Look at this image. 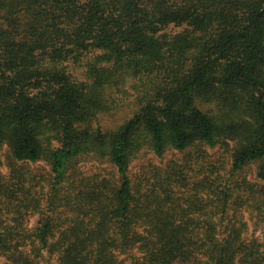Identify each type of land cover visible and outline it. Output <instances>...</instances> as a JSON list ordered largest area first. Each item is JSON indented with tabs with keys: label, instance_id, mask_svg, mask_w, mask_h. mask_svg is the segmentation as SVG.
Wrapping results in <instances>:
<instances>
[{
	"label": "trees",
	"instance_id": "1",
	"mask_svg": "<svg viewBox=\"0 0 264 264\" xmlns=\"http://www.w3.org/2000/svg\"><path fill=\"white\" fill-rule=\"evenodd\" d=\"M126 79L139 108L105 128ZM229 143L232 170L256 163L264 181V0H0V151L50 170L46 207L22 203L40 215L34 230L1 228L0 216L4 264H40L43 250L59 264H264L263 244L243 242L241 228L218 240L177 226L172 190L136 187L130 174L144 149ZM90 161L116 180L76 184ZM185 180L174 168L163 184ZM17 187L0 195L30 193Z\"/></svg>",
	"mask_w": 264,
	"mask_h": 264
},
{
	"label": "rangeland",
	"instance_id": "2",
	"mask_svg": "<svg viewBox=\"0 0 264 264\" xmlns=\"http://www.w3.org/2000/svg\"><path fill=\"white\" fill-rule=\"evenodd\" d=\"M181 29L171 25L168 31ZM76 71L80 77L84 76L83 68L77 67ZM131 83L126 79L120 86H116L120 87L119 91L115 90L116 107L102 114L99 119L105 128L121 126L139 108V101L131 95ZM231 144H220L215 148L196 144L184 152L170 150L164 157L144 149L133 160L130 174L136 187L140 185L150 189L155 184H162L164 189L172 190L174 196L169 199L167 209L174 216L177 226L212 228L218 240L229 237L233 230L241 228L243 242L249 243L256 239L263 244L264 250V181L256 176V163H250L239 171L232 170ZM174 168L183 169L186 180L183 183L163 184L166 174ZM108 178L116 180V169L113 166L90 161L79 164L72 180L76 184L88 181L98 183ZM49 181L50 170L46 164L16 162L4 146L0 151V186L16 190L23 182L30 193L18 191L12 198L0 195V216L4 220L1 228L34 230L40 215L22 203L36 198L41 208L46 207ZM194 202H199L198 209L194 207ZM64 205V201L59 202L58 213L68 215ZM26 242L23 250L29 253L32 240L29 238ZM41 254L37 257L36 253L33 254L40 264H59L58 253L43 250ZM6 261L7 256L0 253V264Z\"/></svg>",
	"mask_w": 264,
	"mask_h": 264
}]
</instances>
